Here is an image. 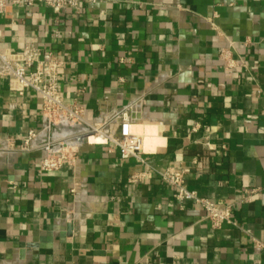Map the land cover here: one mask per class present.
I'll return each instance as SVG.
<instances>
[{
	"label": "crops",
	"instance_id": "0c3cea01",
	"mask_svg": "<svg viewBox=\"0 0 264 264\" xmlns=\"http://www.w3.org/2000/svg\"><path fill=\"white\" fill-rule=\"evenodd\" d=\"M29 44L62 63L86 122L114 130L128 110L144 154L76 143L85 125L48 123L0 75V264H264V0H97L56 17L8 4L0 52ZM66 141L71 160L40 172V148ZM180 169L229 223L175 200L157 175Z\"/></svg>",
	"mask_w": 264,
	"mask_h": 264
},
{
	"label": "built area",
	"instance_id": "2783aa9c",
	"mask_svg": "<svg viewBox=\"0 0 264 264\" xmlns=\"http://www.w3.org/2000/svg\"><path fill=\"white\" fill-rule=\"evenodd\" d=\"M97 0H0V15L4 14L8 4L19 8H31L35 4L48 8L54 17L64 10L80 11L83 4L92 7ZM223 57V53H221ZM62 63L53 53L46 56L33 44L26 45L17 57L0 52V75L11 79L15 91L22 96L26 91H32L42 100V110L48 123L68 122L76 125H85L88 139L95 138L109 151H117L122 160L136 159L142 161L144 139L131 133L129 111L124 110L113 116L115 129L110 128V121L100 124H90L83 119L82 111L74 106L67 105L58 78V71ZM35 135L29 134L25 145L28 147ZM66 148V147H65ZM60 145L58 148L50 144L40 150L44 153L39 166L42 173L59 171L62 166L71 160V154ZM158 179L166 186L174 189V198L178 203L193 202L200 206L205 219L214 229H220L231 220L232 207H217L209 199L200 197L196 192L186 188L185 171L174 170L158 173ZM141 177H135L133 182ZM251 192L244 193L242 201H248Z\"/></svg>",
	"mask_w": 264,
	"mask_h": 264
},
{
	"label": "water",
	"instance_id": "95a60500",
	"mask_svg": "<svg viewBox=\"0 0 264 264\" xmlns=\"http://www.w3.org/2000/svg\"><path fill=\"white\" fill-rule=\"evenodd\" d=\"M88 139V135L83 136L82 138L76 139L75 142L78 144H86ZM67 142H65L61 147L65 148L67 147Z\"/></svg>",
	"mask_w": 264,
	"mask_h": 264
},
{
	"label": "bare ground",
	"instance_id": "6f19581e",
	"mask_svg": "<svg viewBox=\"0 0 264 264\" xmlns=\"http://www.w3.org/2000/svg\"><path fill=\"white\" fill-rule=\"evenodd\" d=\"M68 123V122H67ZM51 130V129H50ZM52 131V130H51ZM64 135V134H63ZM66 135V134H65ZM66 137V136H65ZM69 140V139H68ZM67 143H71V142H69V141H66ZM57 146H59V145H57ZM56 146V147H57ZM61 146V145H60ZM54 147H55V145H54Z\"/></svg>",
	"mask_w": 264,
	"mask_h": 264
},
{
	"label": "rangeland",
	"instance_id": "374dc122",
	"mask_svg": "<svg viewBox=\"0 0 264 264\" xmlns=\"http://www.w3.org/2000/svg\"><path fill=\"white\" fill-rule=\"evenodd\" d=\"M55 145V144H54ZM54 145H52V146H54ZM58 145H63V143H59Z\"/></svg>",
	"mask_w": 264,
	"mask_h": 264
}]
</instances>
